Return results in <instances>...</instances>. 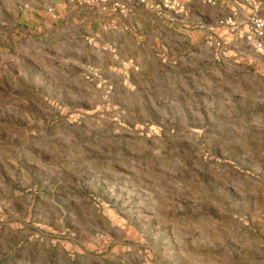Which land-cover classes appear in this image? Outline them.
I'll return each mask as SVG.
<instances>
[{
  "label": "rangeland",
  "instance_id": "rangeland-1",
  "mask_svg": "<svg viewBox=\"0 0 264 264\" xmlns=\"http://www.w3.org/2000/svg\"><path fill=\"white\" fill-rule=\"evenodd\" d=\"M117 1L0 0V264H264V0Z\"/></svg>",
  "mask_w": 264,
  "mask_h": 264
},
{
  "label": "built area",
  "instance_id": "built-area-1",
  "mask_svg": "<svg viewBox=\"0 0 264 264\" xmlns=\"http://www.w3.org/2000/svg\"><path fill=\"white\" fill-rule=\"evenodd\" d=\"M78 6L88 7L100 13H123L126 6L117 0H67ZM210 5L214 2L209 1ZM256 27V37L262 39L264 37V20L258 19L254 23Z\"/></svg>",
  "mask_w": 264,
  "mask_h": 264
},
{
  "label": "crops",
  "instance_id": "crops-1",
  "mask_svg": "<svg viewBox=\"0 0 264 264\" xmlns=\"http://www.w3.org/2000/svg\"><path fill=\"white\" fill-rule=\"evenodd\" d=\"M120 1H128V0H120ZM111 19H113L115 23H119L123 21L124 23H128L129 25L133 24L134 26L137 27H142L146 25V21L141 15H131V16L114 15L113 17H111ZM120 41L121 40L119 38L116 42L120 43Z\"/></svg>",
  "mask_w": 264,
  "mask_h": 264
}]
</instances>
